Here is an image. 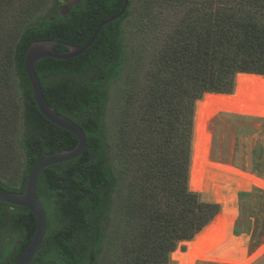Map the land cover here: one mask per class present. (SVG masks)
<instances>
[{"label": "trees", "instance_id": "obj_1", "mask_svg": "<svg viewBox=\"0 0 264 264\" xmlns=\"http://www.w3.org/2000/svg\"><path fill=\"white\" fill-rule=\"evenodd\" d=\"M134 1L79 60L37 64L47 101L83 128L91 149L43 172L38 197L49 231L33 264H170L183 242L189 251H177L172 259L186 264L195 250L218 249L219 236L211 238L219 234L221 203L217 197L219 204L205 201L189 186L195 103L204 97L230 102L233 96L222 94L233 92L239 74L238 91L251 90L253 102H264V78L247 75L264 76V0ZM59 2L31 0L22 11L13 67L22 96L26 165L19 187L0 182L9 192L25 191L38 160L77 146L73 134L39 111L25 69L28 48L46 40L82 46L102 20L125 6V0H81L63 16ZM47 3L53 4L45 10ZM180 10L182 15L175 13ZM134 11L141 26L129 45L124 26ZM95 66L98 75L86 79ZM49 77L60 81L45 83ZM114 123L118 143L112 149ZM254 197L239 194L236 227ZM52 223L56 228L50 231ZM36 230L30 210L0 202V264H17ZM7 232L15 239L2 255ZM235 234H242L238 227Z\"/></svg>", "mask_w": 264, "mask_h": 264}, {"label": "rangeland", "instance_id": "obj_2", "mask_svg": "<svg viewBox=\"0 0 264 264\" xmlns=\"http://www.w3.org/2000/svg\"><path fill=\"white\" fill-rule=\"evenodd\" d=\"M29 1L31 0H12V2L9 0H0V182L11 187L20 186L26 165V156L21 145L24 134L23 104L19 88V79L13 67V54L20 36V22L23 17L22 11L23 9L25 10L26 4ZM58 1H60V12H64L79 0ZM134 2L139 5L142 0H136ZM52 4L47 3L45 10ZM182 12L184 10L175 13L182 15ZM140 26L139 15L134 11L132 18L124 26L126 44L130 45L132 38L136 34L138 36ZM160 31V35L164 34L163 30ZM162 38L165 39V35L157 39L161 41ZM116 92L117 88L113 86L111 94L112 102L110 103L111 114L114 108L115 111L113 112L112 123H116L115 120L118 115L117 109L119 105L115 103L114 99ZM196 105L197 102L195 103V107ZM115 123L110 127L112 129V131L110 130L112 149L118 143ZM213 123L210 126V159L215 163L231 166L242 173L253 175L264 182V118L224 113L215 119ZM231 188L235 189L234 187ZM221 189L223 190L222 193L224 196L230 194L231 189L226 184H222ZM122 191L123 185L120 189V192ZM259 191L262 192L261 194L264 193V189L260 187H254L249 191H236L237 200L235 206L238 209V214L232 226V235L235 238H242L244 241L247 264H264V199L260 198L261 194ZM241 192L253 193L256 195V198L254 197V202L247 205L244 209V214H242L243 221L237 226L242 234L237 236L235 230L237 228L236 222L240 217L241 204L239 194ZM197 193L201 194L202 198L209 202L218 203L216 200L217 197L222 207V198L215 195V191L211 190ZM120 198L121 196L119 195L115 196V206L120 205ZM10 210L14 211L13 209ZM55 228L56 225L52 223L50 231ZM14 239L15 236L10 232H7L3 236L1 247L2 255L7 254ZM177 251L186 253L189 251V247L184 242L178 243V248L175 252ZM172 255L170 264H177L174 263ZM197 264L220 263L198 262Z\"/></svg>", "mask_w": 264, "mask_h": 264}, {"label": "water", "instance_id": "obj_3", "mask_svg": "<svg viewBox=\"0 0 264 264\" xmlns=\"http://www.w3.org/2000/svg\"><path fill=\"white\" fill-rule=\"evenodd\" d=\"M129 4H130V0H125V6L119 14L115 16L107 17L104 20H102L99 23L94 35L82 46L65 45V47L67 48V51L59 52L55 49V46L60 44L59 41L46 40V41H40V42L33 43L26 53V56H25L26 74L32 86L33 97L38 106L39 111L52 124L73 134L77 139V146L71 150H64V151H59L56 153L48 154L44 156L43 158H41L40 160H38L31 168V171L28 177L27 186L24 192L22 193L9 192L5 190L4 188L0 187V202L1 203L8 204V205L15 206V207L26 208L34 214L36 221H37L36 233L32 241L30 242L29 246L26 248L25 252L23 253L21 258L17 262V264H33L35 259L39 255L40 250L42 249V246L48 235V231H49L48 214H47V211L44 205L42 204L41 200L38 197V187H39L40 178L43 172L52 166L74 161L78 159L79 157H81L86 150L91 149V147L88 144L87 136L83 128L80 125H78L76 122L71 120L70 118L59 114L57 110L54 107H52L47 101L42 82L36 71L37 64L41 60H44L47 58L67 61V60H72V59L79 58L85 55L87 51L98 40L99 36L103 33L104 27L111 23L118 21L120 18H122L125 15V13L127 12L129 8ZM239 75L236 78L235 88L233 92L231 94H222V95H227V96H233V98L231 99L228 105L234 108H238L242 103H244V104H248L251 106L255 105L254 107H264V102L256 103L250 99L251 90L248 91L242 88L241 90L238 91ZM247 75L264 78L263 75H257V74H247ZM197 155H198L197 152H195V149L192 146L190 182H191V177H192V169H194L195 172L196 170H198V168L200 167L202 157H203V153L201 155L199 154V158ZM231 207L232 206L230 205V207L227 206L224 209L227 211H231ZM222 211H223V207H221V212ZM210 225L208 227H210ZM212 234H213V237L211 238V240L217 239V237L220 235L217 233H212ZM203 247H204L203 250L205 251L207 249V246L204 245ZM210 249H211L210 253L215 250V248L213 247Z\"/></svg>", "mask_w": 264, "mask_h": 264}, {"label": "bare ground", "instance_id": "obj_4", "mask_svg": "<svg viewBox=\"0 0 264 264\" xmlns=\"http://www.w3.org/2000/svg\"><path fill=\"white\" fill-rule=\"evenodd\" d=\"M204 99L205 97L198 101L195 107L192 136V146L197 152L198 158L199 154L202 153L203 157L201 156L202 160L200 159L201 163L198 170L195 172L192 169L189 186L194 192L215 191V195L222 198L223 211L218 232L220 235L217 251L207 254L197 253L195 250L187 255L186 264H197L198 262L247 264L244 241L242 238H235L232 235V226L238 214V209L235 206L236 191H249L254 187L264 189V182L253 175L242 173L231 166L215 163L210 159V126L214 124L215 119L224 113L264 118V107H254L255 105L242 103L238 108H234L228 105L230 102L205 101ZM222 184H226L231 189L229 195H223ZM230 205L232 206L231 211L224 209Z\"/></svg>", "mask_w": 264, "mask_h": 264}, {"label": "flooded vegetation", "instance_id": "obj_5", "mask_svg": "<svg viewBox=\"0 0 264 264\" xmlns=\"http://www.w3.org/2000/svg\"><path fill=\"white\" fill-rule=\"evenodd\" d=\"M81 0H79L76 4H78L79 2H80ZM76 4H74V5H76ZM74 5H72L69 9H66L64 12H60L61 13V15H63V16H67L69 13H70V11H71V8L74 6ZM65 45L66 44H63V43H61L60 42V44L59 45H56L55 46V49L57 50V51H59V52H64V51H67V48L65 47ZM68 45H72V44H68ZM65 48V49H64ZM29 49V48H28ZM28 51V50H27ZM27 53V52H26ZM26 56V55H25ZM82 57V56H81ZM76 59V58H75ZM74 59V60H75ZM77 60H79V58L77 59ZM97 67L95 66L93 69H91L86 75H85V78L86 79H88V78H94V76H96V75H98V69H96ZM38 74V73H37ZM41 80V79H40ZM45 83H56V82H58V81H60V79L59 78H54V77H49V78H46L45 80ZM42 82V81H41ZM42 85H43V82H42Z\"/></svg>", "mask_w": 264, "mask_h": 264}]
</instances>
